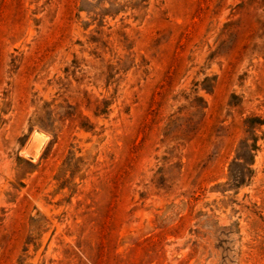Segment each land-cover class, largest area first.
<instances>
[{
    "label": "rangeland",
    "instance_id": "rangeland-1",
    "mask_svg": "<svg viewBox=\"0 0 264 264\" xmlns=\"http://www.w3.org/2000/svg\"><path fill=\"white\" fill-rule=\"evenodd\" d=\"M0 264H264V0H0Z\"/></svg>",
    "mask_w": 264,
    "mask_h": 264
}]
</instances>
